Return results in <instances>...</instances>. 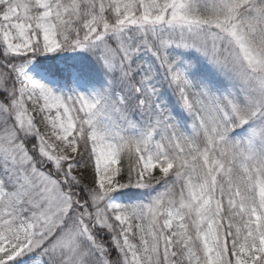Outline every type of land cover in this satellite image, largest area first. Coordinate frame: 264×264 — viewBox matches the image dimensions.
Returning <instances> with one entry per match:
<instances>
[{
  "label": "snow or ice",
  "instance_id": "6c2138e0",
  "mask_svg": "<svg viewBox=\"0 0 264 264\" xmlns=\"http://www.w3.org/2000/svg\"><path fill=\"white\" fill-rule=\"evenodd\" d=\"M0 264H264V0H0Z\"/></svg>",
  "mask_w": 264,
  "mask_h": 264
}]
</instances>
